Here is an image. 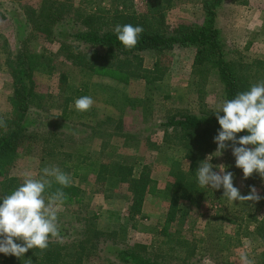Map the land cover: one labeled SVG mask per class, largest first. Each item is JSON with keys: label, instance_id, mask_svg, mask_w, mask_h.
Masks as SVG:
<instances>
[{"label": "rangeland", "instance_id": "rangeland-1", "mask_svg": "<svg viewBox=\"0 0 264 264\" xmlns=\"http://www.w3.org/2000/svg\"><path fill=\"white\" fill-rule=\"evenodd\" d=\"M37 2L24 1L32 5ZM24 3L0 0V118L12 117L14 113L10 103L13 81L6 65V50L29 48L42 54L54 67L53 74L35 75L37 91L48 95L47 108L29 112L25 124L34 137L28 141L30 144L20 148L10 174L23 177L24 172H30L39 178L44 167L58 166L71 176L73 183L81 186L80 197L65 198L58 205L63 243L73 247L92 234L97 248L92 257L85 258V264H117V253L125 248H134L164 264H240L241 252H247L255 264H260L264 259V199L255 203L233 202L223 196V188L209 187L210 197L199 205H186L190 207L188 216L178 214V221L165 236L162 228L168 201L159 195H148L142 213L132 218L128 184L107 175L111 164H133L135 171L149 164L152 176L162 188L172 180L170 161H185L183 148L174 140L164 141L162 124L170 116L185 112L199 117L213 115L216 106L226 100L224 85L216 74L201 77L193 72L195 46L176 44L163 52L143 50L140 55L144 67L157 69L154 76H161L153 84L141 78L126 80L120 73L103 67L81 70L67 58L77 45L72 38L28 27L21 8ZM136 7L145 10L142 0H136ZM203 20L202 0H176L167 14L170 29L201 24ZM217 26L227 60L237 65L259 62L264 71V0H248L247 4L226 0L217 9ZM61 74L67 76L70 89L65 96H70L69 103L59 85ZM83 87L88 88L94 100L87 112L76 110L77 98L71 95L74 89ZM124 95L144 98L147 112L142 107L129 106L121 112ZM113 98L117 99V105L106 101ZM63 106L69 113L66 120L61 118ZM108 139L117 148H110L108 143L101 148ZM51 142L55 143L54 148ZM215 151L203 159L212 156L214 171L225 167L233 172L234 186L242 195H248L250 186H255L264 197L262 180L253 176L244 179L231 149L222 156H216ZM82 159L98 160L96 166L103 170L102 174L81 170L83 174L74 177L72 167Z\"/></svg>", "mask_w": 264, "mask_h": 264}, {"label": "trees", "instance_id": "trees-1", "mask_svg": "<svg viewBox=\"0 0 264 264\" xmlns=\"http://www.w3.org/2000/svg\"><path fill=\"white\" fill-rule=\"evenodd\" d=\"M11 1L24 3L25 0ZM142 1L145 4L143 11L137 9L136 0H38L35 5L24 3L21 8L28 27L33 30L72 38L77 45L67 54V58L81 70L103 67L120 73L126 80L141 78L148 84H153L159 81L161 76H154L158 72L157 69L144 67L140 53L146 49L163 52L180 44L195 46L193 72L201 77H207L210 73L216 74L224 85L226 99H232L237 93L249 90L251 85L264 80V71L259 62L237 65L226 59L225 44L217 26V9L226 0H202L203 22L197 25H182L177 29H170L167 24V14L174 7L176 0ZM231 1L238 4L248 2ZM124 24L139 25L144 29L139 43L131 50L119 42L114 31L117 25ZM6 65L13 81L10 103L14 113L12 117H1L6 127H0V197L10 194L23 183V177L11 175L10 172L20 148L30 144L28 141L34 137L29 133L28 124H25L29 112L32 109L47 108L48 95L37 91L35 75H50L54 72V67L45 61L42 54L29 48L18 49L16 52L6 50ZM59 85L65 96L70 89L65 74L60 75ZM72 93L76 98L89 96L87 87L76 88ZM122 97V107L119 108L121 112L127 106L133 109L142 107L144 113L147 112L144 98L129 95ZM65 100L69 103L70 96H65ZM106 101L118 104L114 98ZM68 117L67 107L63 106L61 118L66 120ZM162 125L164 141L174 140L185 150V161L171 160L168 164L172 180H168L165 187L158 186L149 164H144L139 171H135L133 164H111L106 171L108 176L128 184L131 191L132 218L142 213L148 195H159L168 201V212L162 228L163 235L168 236L171 226L179 219L178 214L188 216L190 207L187 208L186 205H199L210 197L211 191L198 185L196 170L204 156L217 149L214 137L218 134L220 125L215 114L199 117L190 112L170 116ZM245 134L248 133L244 131L237 135ZM147 140L149 141L148 137ZM107 143L110 148H117L109 139L101 148L107 147ZM51 147H55L54 142H51ZM98 164V160L82 159L72 167V175L81 176V170H94L101 175L103 170H98ZM252 176L261 179L264 184V178L256 173ZM57 187L59 185L54 184L52 191ZM63 191L65 198H78L83 193L81 186L76 183H72ZM96 248L92 234L76 242L73 247L54 239L43 252L38 248L29 249L22 258L0 253V264H85V258L92 257ZM262 256L264 257V252ZM117 257V264H164L134 248L119 250ZM260 264H264V259Z\"/></svg>", "mask_w": 264, "mask_h": 264}, {"label": "clouds", "instance_id": "clouds-1", "mask_svg": "<svg viewBox=\"0 0 264 264\" xmlns=\"http://www.w3.org/2000/svg\"><path fill=\"white\" fill-rule=\"evenodd\" d=\"M114 31L119 42L131 50L139 43L144 29L139 25L124 24L117 25ZM93 104V98L87 95L75 100V108L79 112L89 111ZM213 113L220 125L214 137L216 156H222L225 150L231 148L235 165L242 169L244 179L254 173L264 178V80L251 85L249 90L237 93L234 98L224 100ZM0 127H6L2 118ZM244 131L248 134L237 135ZM211 159L212 156H208L201 161L196 170L201 188H223V196L233 202L255 203L264 199L255 186H250L248 195H242L234 186L233 172L226 171L222 166L218 167L219 171H214ZM23 177L19 187L0 197V253L17 258L24 257L29 249L38 248L43 252L54 239L63 242L58 224V205L64 202L66 196L63 189L73 183L71 176L58 166L44 167L39 178L30 172H24ZM54 184L59 187L52 191ZM239 259L240 264H255L247 252H241Z\"/></svg>", "mask_w": 264, "mask_h": 264}, {"label": "crops", "instance_id": "crops-1", "mask_svg": "<svg viewBox=\"0 0 264 264\" xmlns=\"http://www.w3.org/2000/svg\"><path fill=\"white\" fill-rule=\"evenodd\" d=\"M259 11V13H261V11L260 10H258ZM144 211H145V206H144Z\"/></svg>", "mask_w": 264, "mask_h": 264}]
</instances>
